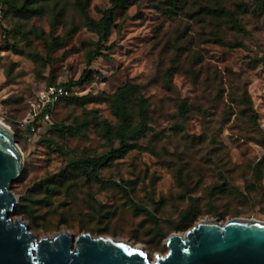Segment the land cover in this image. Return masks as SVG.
<instances>
[{
	"label": "rangeland",
	"instance_id": "374dc122",
	"mask_svg": "<svg viewBox=\"0 0 264 264\" xmlns=\"http://www.w3.org/2000/svg\"><path fill=\"white\" fill-rule=\"evenodd\" d=\"M128 1L116 11L106 43L111 48L93 61L92 80L79 86L81 101L67 100L54 113L55 124L73 129L60 134L47 125L30 143L22 125L26 100L40 83L79 80L98 36L78 0H35L31 13L25 0H0V120L24 154L23 173L13 183L19 196L14 219L39 238L69 230L127 239L154 260L169 251L170 235L201 221L264 222V13L246 17L242 47L201 43L210 64H173L168 41H176L187 21L169 19L149 0ZM246 1L254 6L261 0ZM113 6V0H91L89 15L100 19ZM196 31H188L189 41L195 43ZM189 41L180 44L197 50ZM169 70L173 92L164 87ZM230 73L248 89L252 109L228 96L239 84ZM128 82L143 86L151 128L134 150L100 164L98 179L87 178L71 163L119 147L103 130L105 121L118 123L105 100ZM181 101L193 108L186 116L179 114ZM57 175L49 192L36 186Z\"/></svg>",
	"mask_w": 264,
	"mask_h": 264
},
{
	"label": "water",
	"instance_id": "95a60500",
	"mask_svg": "<svg viewBox=\"0 0 264 264\" xmlns=\"http://www.w3.org/2000/svg\"><path fill=\"white\" fill-rule=\"evenodd\" d=\"M23 170L16 134L0 121V264H264V222L243 219L201 221L174 233L167 238L169 251L155 260L127 239L69 230L39 238L12 217L19 203L13 183Z\"/></svg>",
	"mask_w": 264,
	"mask_h": 264
},
{
	"label": "trees",
	"instance_id": "16d2710c",
	"mask_svg": "<svg viewBox=\"0 0 264 264\" xmlns=\"http://www.w3.org/2000/svg\"><path fill=\"white\" fill-rule=\"evenodd\" d=\"M91 0H78L82 14L87 19V26L97 34V50L89 55L88 68L83 72L79 80L68 82L64 85L70 89L79 88L92 80L93 70L91 65L93 61L103 55V50H108L111 47L107 46L112 35L113 25L115 24L116 11L119 9L127 8L128 0H113L114 6L112 8L101 11L102 17L100 19L92 18L89 15V4ZM35 0H25L24 10L28 13L34 11L32 8ZM149 3L157 10L161 11L169 19L181 18L187 21V25L179 30V36L176 41H168V47L170 52H174V58H172L173 64H195L196 66L202 64H210L204 56L203 48L200 47L201 43H213L220 46L229 47L231 49L239 48L243 46V39L246 37L247 16H259L264 13V0L256 3L252 6L246 0H149ZM131 5V2H130ZM196 27L195 43L190 38L188 40V31L191 28ZM186 38L185 42H182ZM181 43L188 45L191 42L195 44L197 50H193L189 47H184ZM181 45V46H180ZM171 71H167L164 75V87L173 92L174 85L170 80ZM231 78H236L232 82L238 81V85H232L229 88L228 96L233 99L232 102H236L239 105H243L246 109H252L253 103L250 98L248 89L240 77L234 73H230ZM171 75V76H170ZM194 76H196V85L201 84L200 74H196L194 70ZM233 82V83H234ZM49 85L59 84H45L40 83L36 86L33 94L26 100L27 110L29 107V100L35 96V93L42 87ZM75 99L81 101L82 97H79L77 93L61 99L59 106L67 100ZM111 105L112 114L117 119V125L113 126L110 122L105 121L103 123V130L109 139L114 137L119 141V147L111 150L108 154L102 157H88L82 158L77 161H73L72 168L79 174L85 175L87 178L98 179V166L109 159H116L124 157L129 151L134 150L137 146V141L145 138L153 123L150 108L151 104L149 98L143 93V86L134 82H128L121 86L111 97L107 98ZM180 116H186L192 111V107L188 105L186 101H181L178 105ZM26 110V112H27ZM54 119V118H53ZM51 130L57 133L64 134L68 130H72L71 126H64L62 124L50 125ZM41 137V136H40ZM62 177V176H60ZM60 180L59 176H51L45 180L36 183L41 189L49 192L52 189L54 181ZM119 187L128 194L127 189L117 184ZM144 211L148 212L146 209ZM20 208L17 212H22ZM183 221L187 220V215H183Z\"/></svg>",
	"mask_w": 264,
	"mask_h": 264
},
{
	"label": "built area",
	"instance_id": "2783aa9c",
	"mask_svg": "<svg viewBox=\"0 0 264 264\" xmlns=\"http://www.w3.org/2000/svg\"><path fill=\"white\" fill-rule=\"evenodd\" d=\"M77 88H68L64 85H49L40 88L35 96L29 100L28 110L23 118L26 139L33 143L47 125L53 124L54 113L59 107L62 98L79 93Z\"/></svg>",
	"mask_w": 264,
	"mask_h": 264
},
{
	"label": "bare ground",
	"instance_id": "6f19581e",
	"mask_svg": "<svg viewBox=\"0 0 264 264\" xmlns=\"http://www.w3.org/2000/svg\"><path fill=\"white\" fill-rule=\"evenodd\" d=\"M0 121H2V120H0ZM3 122V121H2ZM250 221V220H249ZM155 260V259H154Z\"/></svg>",
	"mask_w": 264,
	"mask_h": 264
},
{
	"label": "snow or ice",
	"instance_id": "6c2138e0",
	"mask_svg": "<svg viewBox=\"0 0 264 264\" xmlns=\"http://www.w3.org/2000/svg\"><path fill=\"white\" fill-rule=\"evenodd\" d=\"M121 247H123V245H121Z\"/></svg>",
	"mask_w": 264,
	"mask_h": 264
}]
</instances>
